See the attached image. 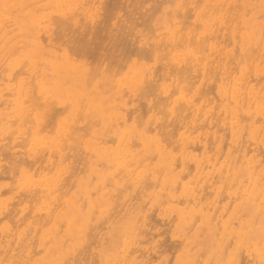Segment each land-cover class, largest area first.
I'll return each instance as SVG.
<instances>
[{
  "label": "bare ground",
  "instance_id": "1",
  "mask_svg": "<svg viewBox=\"0 0 264 264\" xmlns=\"http://www.w3.org/2000/svg\"><path fill=\"white\" fill-rule=\"evenodd\" d=\"M176 2L0 0V264H261L264 0Z\"/></svg>",
  "mask_w": 264,
  "mask_h": 264
},
{
  "label": "snow or ice",
  "instance_id": "2",
  "mask_svg": "<svg viewBox=\"0 0 264 264\" xmlns=\"http://www.w3.org/2000/svg\"><path fill=\"white\" fill-rule=\"evenodd\" d=\"M148 7H151V5H148ZM175 8V10L177 11V13L179 12L180 9L185 8V4L182 2V0H177L175 5H169L167 6L168 9L171 8ZM192 8H197L198 6L195 4L191 5ZM95 15H98V13L94 14V18ZM205 26H207V22L205 21ZM181 25V20L177 17H173L171 19L170 22V30L173 29H179ZM141 35H144L143 33H141ZM86 55V53H85ZM137 91L141 94L150 96L152 98L151 100V104L155 105L156 100H157V96L155 94V91L152 87V84L150 82V80L148 79L147 75H145V78L140 80V82L137 85ZM176 112H175V106L169 107V109L167 110V113L163 112V111H156L153 112L152 115L149 116V121L151 122L153 119H155L159 124L164 123L166 120H169L171 117L175 116ZM159 136V134H158ZM162 142V141H161ZM143 264H153V262L151 260L145 261L143 262ZM157 264H164V261H159L157 262ZM261 264H264V259L261 260Z\"/></svg>",
  "mask_w": 264,
  "mask_h": 264
},
{
  "label": "rangeland",
  "instance_id": "3",
  "mask_svg": "<svg viewBox=\"0 0 264 264\" xmlns=\"http://www.w3.org/2000/svg\"><path fill=\"white\" fill-rule=\"evenodd\" d=\"M168 242H169V240H168ZM169 254V253H168Z\"/></svg>",
  "mask_w": 264,
  "mask_h": 264
}]
</instances>
